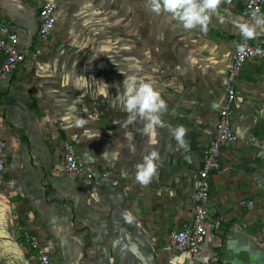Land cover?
Listing matches in <instances>:
<instances>
[{"label": "crops", "instance_id": "1", "mask_svg": "<svg viewBox=\"0 0 264 264\" xmlns=\"http://www.w3.org/2000/svg\"><path fill=\"white\" fill-rule=\"evenodd\" d=\"M46 1L0 0V25L17 35L19 48L36 39ZM54 1L56 25L41 56L0 83L7 171L0 182V264H37L20 227L36 236L52 264H187L186 252L162 245L171 230L192 222L202 152L224 105L247 0H221L207 31L184 30L171 16L150 12L147 0H119L129 19L113 26L103 23L105 1L113 0ZM255 31L252 43L264 44V25ZM125 75L154 82L167 104L163 127L149 134L139 117L126 123L116 99ZM233 87L237 141L224 148L222 171L210 178L211 212L222 223L207 235L196 264H242L249 250L241 249L252 242L264 258V60L246 61ZM202 107L213 114L212 125L196 141L203 121L193 127L189 118ZM181 125L183 147L172 135ZM64 142L102 185L65 173ZM151 151L159 156L157 175L141 185L135 165Z\"/></svg>", "mask_w": 264, "mask_h": 264}, {"label": "built area", "instance_id": "2", "mask_svg": "<svg viewBox=\"0 0 264 264\" xmlns=\"http://www.w3.org/2000/svg\"><path fill=\"white\" fill-rule=\"evenodd\" d=\"M56 8L57 2L54 0H47L43 3L37 14L39 28L36 39L29 41L23 48L18 47L17 35L8 26L0 25V83L27 60L35 62L39 59L42 53V45L48 41L55 28ZM257 8L262 14L264 0H247L243 21L251 22L252 12ZM248 60H264V44L252 43V38L246 39L240 32L239 41L233 51L226 73L224 105L218 111L214 135L202 152V166L198 171L195 192L196 204L192 222L189 225L171 230L166 242L162 245V250L167 252H186L189 255L187 264H196V257L202 250L207 235L221 227V219L215 217L214 213L211 212L210 178L222 171L220 161L224 148L237 141L231 129V121L234 115L233 106L236 101L233 82L236 81ZM5 147V142L0 139V182L4 180L7 173L3 155ZM63 169L65 173L90 181L95 186H100L105 181L78 161L74 148L69 142L63 143ZM112 185H117V182H112ZM246 205L252 208L253 202L248 201ZM262 224L264 226V220ZM20 230L23 240L33 252L36 262L38 264H52L36 236L29 233L24 227H20Z\"/></svg>", "mask_w": 264, "mask_h": 264}, {"label": "clouds", "instance_id": "3", "mask_svg": "<svg viewBox=\"0 0 264 264\" xmlns=\"http://www.w3.org/2000/svg\"><path fill=\"white\" fill-rule=\"evenodd\" d=\"M230 3L231 0H228ZM221 0H147V8L157 15L167 14L174 18L179 25L187 31L199 28L207 31L210 14L216 13ZM264 25V14L257 8L252 12V21H241L238 24L241 34L246 38H254L256 27ZM123 92H118L116 99L123 110L128 113L127 124L133 123L137 117L145 122V131L151 133L156 127H163L161 115L167 109L166 101L155 87L151 79L138 78L135 75H125ZM172 135L178 146L185 144L186 129L181 125L172 130ZM128 140L132 134L128 133ZM134 151V149H131ZM156 151L144 155L142 161L135 165V180L141 185H148L157 175ZM126 214V219H130Z\"/></svg>", "mask_w": 264, "mask_h": 264}, {"label": "rangeland", "instance_id": "4", "mask_svg": "<svg viewBox=\"0 0 264 264\" xmlns=\"http://www.w3.org/2000/svg\"><path fill=\"white\" fill-rule=\"evenodd\" d=\"M105 4H106V8L104 11V13H105V15H104L105 20L103 22L104 24L113 26V25H118L122 22L125 23V20L129 19V17H127V16H121L120 15L119 0H113L112 2L105 1ZM80 6L83 7L84 2H81ZM107 14H109V15L107 16ZM212 99H217V98H211V100ZM211 115L213 117L212 113L207 112L206 107H202V109L200 111H194L191 113V117L189 119L192 120L193 127H195V123L198 122L199 119H201L203 121V127L201 129H197L199 135H198V138L196 139V141H199V140L201 141L202 137L205 136L207 134V132L209 131V129L212 125L211 119H210ZM184 116H185L184 114L182 116L180 115L181 121H183L185 119ZM196 147H197V145L195 143H192L191 145H189V149L193 150V152H195ZM241 150H242L241 148H237L235 146V152H239ZM34 261L36 262L35 258H34Z\"/></svg>", "mask_w": 264, "mask_h": 264}, {"label": "water", "instance_id": "5", "mask_svg": "<svg viewBox=\"0 0 264 264\" xmlns=\"http://www.w3.org/2000/svg\"><path fill=\"white\" fill-rule=\"evenodd\" d=\"M260 187H261V190L264 194V179L262 181H260ZM245 240H247L248 238H245L243 237ZM250 247L252 249L249 248L248 245H244V247L241 249L242 251H247V249L249 250V254L247 255V257H245L243 260H242V264H264V258L263 259V262H261L259 259H261V256L260 254H257L256 252H254L253 249H260L261 246H259V244H256L254 242L250 243ZM248 247V248H247ZM263 257H264V253L262 254Z\"/></svg>", "mask_w": 264, "mask_h": 264}]
</instances>
